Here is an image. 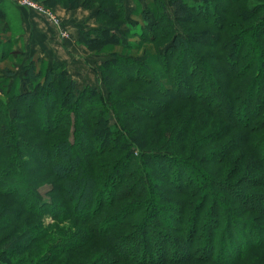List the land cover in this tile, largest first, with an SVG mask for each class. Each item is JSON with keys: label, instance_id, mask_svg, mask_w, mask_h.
<instances>
[{"label": "trees", "instance_id": "trees-1", "mask_svg": "<svg viewBox=\"0 0 264 264\" xmlns=\"http://www.w3.org/2000/svg\"><path fill=\"white\" fill-rule=\"evenodd\" d=\"M153 2L141 12L151 26L124 36L155 53L101 61L106 96L77 89L56 59L38 68L29 58L18 92L0 82V264H264V0ZM13 4L0 0V35L16 21ZM84 7L97 9L98 27L78 38L90 52L132 47L116 31L126 0ZM176 21L205 27L203 49ZM176 102L192 110L173 123ZM226 174L249 182L248 193Z\"/></svg>", "mask_w": 264, "mask_h": 264}, {"label": "rangeland", "instance_id": "rangeland-1", "mask_svg": "<svg viewBox=\"0 0 264 264\" xmlns=\"http://www.w3.org/2000/svg\"><path fill=\"white\" fill-rule=\"evenodd\" d=\"M40 3H42L43 5H45L47 8H49L57 18L60 19L59 24H53L55 26L56 29V35L58 36V39L63 42L65 45H67L68 43H75V38L71 37V34L68 30L67 27H65L63 25V19L61 18L60 14L56 11V8H52L51 6L45 4V2L43 0H37ZM64 2H66L65 6H62L63 8H68V9H72L74 11H78V10H82L81 8H83L84 10H82L80 16H77V20H80L79 22H82V26H84V23H86V19H89V17L87 18L86 16V12H88V14L91 15V17L93 18V20L95 19V24L96 27H98V23L96 21V13H97V9H88L86 7H84V2L86 0H63ZM168 0H165V2H167ZM192 1H197V0H192ZM247 2H251V5H257L258 4V0H245V3ZM153 0H126V15H127V23L123 24L122 26H120L119 29H117V33L121 39V41H123L124 43H128L131 44L132 47H127V48H122L119 46H108L105 48V50L103 52H101L102 54L96 55L93 54L92 52L89 51V49L83 45L82 43H80L78 40L76 41L77 45H80V47H83V51L85 53H73L74 56H77V59L73 58L71 56L72 61L74 62H68L69 66L71 64V66L73 67V72L70 70V68L68 70L70 73V76L76 80L77 82V89H83L85 84H89L91 86L94 87H98L100 88L103 93L105 94V96L107 95V89L104 87L102 81H101V76H100V72L96 69V63H100L101 61L105 60L106 58H108L109 56H111L110 54L112 53H117L119 56H133L135 58H141L147 51L155 53L153 47H151L149 44H145L141 41V39L139 37L136 36H132V35H128V36H124V33L126 34L127 32H131V31H136L141 33L144 30V27H150L151 26V22H145L144 19H142L141 17V12L143 11V9L147 8V7H152L153 5ZM213 3V2H211ZM243 5V4H241ZM57 6H61V5H57ZM25 9H27L30 13H32V18L35 19L36 23V27L38 25H40L38 19L41 18H46V16L39 14L38 12H36L35 10H31L29 8L24 7ZM167 10L168 12L171 14V16L174 15V11L175 9L172 8L171 6L167 5ZM73 11V13H74ZM259 15L263 16L264 12L260 13ZM258 17V16H257ZM151 18H155L154 15H151ZM15 19V18H14ZM47 19V18H46ZM70 21L74 20V15L69 17ZM233 22H235V20H233ZM52 23V22H51ZM251 23L249 22V24H247V26H249ZM79 25V23H78ZM245 25V24H243ZM233 30L234 29H238L237 26H233ZM89 27L87 25H85V27H82L81 30H87ZM174 30L176 31V33H192V40L195 41L194 46H192V44H189L190 46H192L193 51L194 50H199L203 49L202 45L200 44L201 42L196 43V40L198 41V34L199 31H202L205 27H203V25H194V24H190L188 22H175L174 26H173ZM45 30V29H44ZM12 31V32H11ZM238 32H240V29L237 30ZM0 32H1V26H0ZM36 32V30H35ZM50 32V30L48 31ZM3 34L0 35V39L2 41V44L7 47V53H0V59L3 56V59H5L4 61L0 60V82L3 83V86L5 87L6 91H9L10 89L13 90V92H18L21 89L24 88L25 86V80L23 78L24 75V71H23V67L24 65L28 64L29 61H37V65L38 68L41 66L47 67V68H51L52 66V62L53 60H59V59H65L66 57H68V55H70V53H24L23 51V46L24 44L20 42V27L19 24L15 21L13 27H9L6 29H4V31L2 32ZM240 35H242V33H240ZM43 35L37 33V35L34 36L35 41H42L43 40ZM79 38V37H78ZM17 41H15V40ZM201 40V39H200ZM167 40H164L162 43H160L159 47L160 48H164V45L167 43ZM75 43V44H76ZM158 48V47H157ZM204 50H208L207 47L204 48ZM86 51L88 53H86ZM40 54V56L38 55ZM109 55V56H108ZM37 57H40V59H37ZM65 57V58H64ZM29 58H34V59H29ZM29 59V60H27ZM79 62L78 60L83 59V64H81V69L78 72L76 64V61ZM141 60V59H140ZM63 63H65L63 60H59ZM65 65H67L65 63ZM76 67V69H75ZM94 67V68H93ZM152 67L154 69H156V71L159 72H163V70L161 69V66L158 64L152 65ZM5 68H8L12 71L15 72V75L13 76H9L6 77L7 75L3 74V70ZM62 68L56 67V71L60 72ZM202 71H204V68L201 69ZM45 72V71H44ZM40 73L39 75H45V73ZM135 73V71L133 72ZM207 77H209V79H212L213 77L211 76V74L208 73ZM204 83H202L201 85V89L200 92H207L209 90H207L206 88H204ZM53 90L55 89V87H52ZM5 95H3L4 97ZM7 101V100H6ZM171 109L173 112L172 117H170L169 115V119H171V122L174 123L175 119L173 117H179L182 115H188V113L191 112L192 110V106H190L189 104H185V102H181V103H173L171 105ZM196 108V107H195ZM201 109V108H200ZM176 111V112H174ZM211 161H213V159H211ZM228 166V165H227ZM208 170L211 171V173L217 171L221 165L217 162L213 163V164H209L208 166ZM228 170L231 167H227ZM184 171L189 173L190 169L185 167ZM230 171V170H229ZM227 174L224 177H220V179L222 180H229L231 181V183L233 184H237V186L239 187V191L242 193H248L249 191V182H246L245 180H240L237 177H226ZM245 181V182H244ZM22 183V182H19ZM50 188L49 185H44L43 187H41L40 191L42 192L41 194L44 195L43 197V202H47L49 200V198L47 196H45V192ZM259 190L257 191H262L264 192V188H258ZM256 193V192H255ZM244 221H250L251 223L255 224V225H260V223L257 224V222L255 220H252V218H250V216L244 217L242 218ZM53 222V218L49 215H47L44 219V224H48ZM65 225V224H63ZM62 226V225H61ZM246 233V232H245ZM246 240L248 241V238L246 237ZM141 256V254L139 255V257Z\"/></svg>", "mask_w": 264, "mask_h": 264}, {"label": "crops", "instance_id": "crops-1", "mask_svg": "<svg viewBox=\"0 0 264 264\" xmlns=\"http://www.w3.org/2000/svg\"><path fill=\"white\" fill-rule=\"evenodd\" d=\"M9 6V14L11 17H14L16 22L19 24L20 27V42L24 44L23 46V52L24 53H70L68 57H64L65 59H59L63 60L67 64V68L73 72V67L69 66L68 62H73L71 59V56L75 59H77V56H74L73 53H85L83 50V47H80V45H77L76 41L79 37V32L82 27H85L87 25L89 28H95V19L91 17L88 12L84 11L86 13L87 18L86 23H84V26H82V22H79L80 20H77V16H80L82 10H78L77 12L68 9L63 8L62 6H57L56 11L60 14L61 18L64 20L63 25L68 28L71 37L75 38V43H68L65 45L63 42H61L58 39V36L56 35V29L53 23H51L48 19H38L40 22L37 27L35 25L36 21L34 18H32V13H30L27 9L16 7L13 5ZM74 11V13H73ZM74 15V20L69 19L70 16ZM79 23V25H78ZM88 28V29H89ZM45 29V30H44ZM36 30V32H35ZM50 30V32H48ZM43 35L42 41H35L34 36L37 35V33ZM86 53H88L86 51ZM40 56V54H38ZM74 59V60H75ZM76 61V60H75ZM79 62H75L78 72L80 71L81 64H83V59L78 60ZM74 63V62H73ZM99 63H96V69ZM75 67V69H76ZM94 68V67H93ZM69 70V71H70Z\"/></svg>", "mask_w": 264, "mask_h": 264}, {"label": "built area", "instance_id": "built-area-1", "mask_svg": "<svg viewBox=\"0 0 264 264\" xmlns=\"http://www.w3.org/2000/svg\"><path fill=\"white\" fill-rule=\"evenodd\" d=\"M9 1L14 3L18 7L21 8L26 7L31 10H35L39 14L46 16V18L53 24L57 25L60 22V19L57 18L49 8H47L45 5H43L37 0H9Z\"/></svg>", "mask_w": 264, "mask_h": 264}]
</instances>
